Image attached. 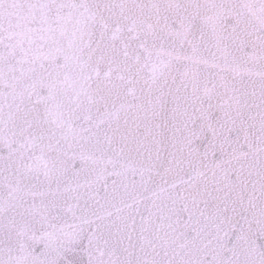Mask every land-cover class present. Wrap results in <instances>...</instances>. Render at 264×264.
I'll return each instance as SVG.
<instances>
[{
	"label": "snow or ice",
	"instance_id": "6c2138e0",
	"mask_svg": "<svg viewBox=\"0 0 264 264\" xmlns=\"http://www.w3.org/2000/svg\"><path fill=\"white\" fill-rule=\"evenodd\" d=\"M0 264H264V0H0Z\"/></svg>",
	"mask_w": 264,
	"mask_h": 264
}]
</instances>
